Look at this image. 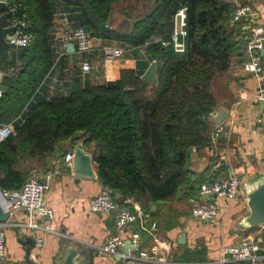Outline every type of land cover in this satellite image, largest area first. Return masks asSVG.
<instances>
[{"label": "trees", "instance_id": "1", "mask_svg": "<svg viewBox=\"0 0 264 264\" xmlns=\"http://www.w3.org/2000/svg\"><path fill=\"white\" fill-rule=\"evenodd\" d=\"M7 1L25 9L33 41L5 62L0 125L12 124L15 132L0 142V189L22 188L30 178L26 160H42L59 144L83 139L99 181L120 205L128 198L160 204L177 196L193 175V150L211 144L214 79L248 60V40L239 24L230 25L235 0H154L144 18H127L118 30L106 25L121 0ZM182 5L188 6L185 52L161 43L146 47L158 64L157 85L143 72L123 70L114 82L77 81L68 94L50 92L54 68L70 64L57 60L53 30L60 9L72 27L141 47L155 36L170 38L172 16Z\"/></svg>", "mask_w": 264, "mask_h": 264}, {"label": "crops", "instance_id": "2", "mask_svg": "<svg viewBox=\"0 0 264 264\" xmlns=\"http://www.w3.org/2000/svg\"><path fill=\"white\" fill-rule=\"evenodd\" d=\"M242 5H248L252 9L238 23L242 29L241 36L248 40L254 27L264 28V0H235L236 7ZM127 12L128 10H124V13ZM126 19V15H122L119 8L115 7L106 28L118 30ZM71 28L73 27L66 12L60 9L53 30L55 49L57 59H68L70 64L54 68L47 81L50 92L68 94L77 81L80 86L114 82L120 79L123 70L143 72L144 75L153 62L145 46L132 47L124 42L91 35L92 49L87 59L92 70L88 78H84L78 56L74 55L72 63L67 48L61 43L63 35ZM106 47L121 48L124 51L122 58L109 60L104 55ZM260 56L264 66V50ZM242 66L234 62L213 81L212 91L217 107L212 114H216L225 102H230L232 106L224 121L226 129L220 138L204 149L193 150L189 163L193 175L188 185L177 196L160 204L147 199H126L128 203L125 206L141 209L150 214L152 222L157 223V241L146 233L141 235L142 249L151 252L153 247H157L156 254L152 253L153 261L143 264H219L222 250L227 246L239 245L247 235L255 236L262 241L264 247V226L247 231L234 229L236 219L246 212L240 189L234 199L216 196L210 198L220 212L213 221L203 222L191 214V200L199 198V185L231 177H237L241 182L256 170L264 172V133L258 124L259 116L264 113V101L258 98L260 91L264 89V79L249 74ZM65 146V142L59 144L56 151L45 158V169L37 175L40 180L51 185L43 203L54 213L51 227L56 233L29 227L32 221L43 223L40 218L32 220L24 212L13 214L12 220L17 225L6 230L7 264H25L26 239L29 237L38 242L32 251V258L37 264H55L54 257L66 241L81 248L93 249L96 254L95 264L120 262V256H109L100 250L118 232L114 218L93 213L90 209L91 199L105 188L97 173L94 179L81 178L77 181L72 168L63 162L65 154L71 150L69 146ZM89 151L92 153V149L89 148ZM122 236L126 241L131 237L129 232H123Z\"/></svg>", "mask_w": 264, "mask_h": 264}, {"label": "built area", "instance_id": "3", "mask_svg": "<svg viewBox=\"0 0 264 264\" xmlns=\"http://www.w3.org/2000/svg\"><path fill=\"white\" fill-rule=\"evenodd\" d=\"M8 2V1H7ZM252 9L248 5L238 6L232 14L230 25H237ZM11 26L14 32L7 37L11 45V51L23 49L31 45L33 35L30 33L31 21L23 6L19 3L9 4L8 10ZM188 6L179 7L171 19V35L169 39L155 36L145 43V47L152 43H161L164 47H172L176 53H183L186 50L188 38ZM61 43L64 48L71 43L76 47V55L79 58L80 70L84 78L90 74L92 67L87 59V55L92 49L91 34L83 27H73L63 35ZM264 50V28L254 27L251 37L248 39L247 55L248 60L243 64V69L249 74L264 79V66L261 63V51ZM68 54V53H67ZM124 51L121 48L106 47L104 55L109 60L122 58ZM58 60V59H57ZM6 70H0V97L3 95L2 83L6 77ZM258 98L264 101V89L260 91ZM212 114L211 116H213ZM258 124L264 133V113L258 118ZM226 127L224 123L215 125L211 142L215 143L224 133ZM12 124L0 125V142L5 141L14 134ZM64 164L72 168L74 162V152L69 151L63 158ZM240 180L237 177L217 180L210 183H203L199 188V198L191 200V214L196 219L203 222H211L216 219L220 212L218 206L210 200L213 196L234 199L238 195ZM51 189L48 182L42 181L39 177L33 176L18 190L4 191L0 189V207L4 213H9L7 221L0 222V264H7L6 255V230L17 224L12 220L13 214L24 212L32 220L40 218L43 223L32 221L29 227L36 230H46L56 233L51 222L54 213L43 203L45 194ZM128 201L124 200V204ZM90 209L93 213L113 217L117 233L113 235L103 246L101 252L109 256H120L121 261L115 264H143L153 261V254L157 252V247L150 251L142 249V233L148 234L153 240L159 239L157 233V223L151 221L150 214L141 209H131L125 205H120L108 189H104L94 196L90 201ZM123 232H129L131 237V249L128 254H121L120 249L124 248L127 241L122 236ZM38 243V242H37ZM153 253V254H152ZM230 256V257H227ZM250 262V264H261L264 261V247L253 235H247L239 245L225 247L221 252L219 264Z\"/></svg>", "mask_w": 264, "mask_h": 264}, {"label": "water", "instance_id": "4", "mask_svg": "<svg viewBox=\"0 0 264 264\" xmlns=\"http://www.w3.org/2000/svg\"><path fill=\"white\" fill-rule=\"evenodd\" d=\"M8 2L0 0V70L5 69V62L10 58L11 45L7 41V37L14 32L9 20ZM67 53L70 55L71 62H74L76 47L73 43L67 46ZM142 78L154 85L159 83L158 64L153 61ZM230 102H225L216 114L210 117V122L218 125L224 123L229 116ZM74 162L72 173L77 177V181L81 178L94 179L96 171L94 168V157L89 151L85 141L80 140L73 149ZM239 189L242 191V198L246 206V212L240 215L234 222V229L238 231H247L256 227L264 226V172L256 170L248 174L240 182ZM10 218L9 213H4L0 207V222L7 221ZM184 238V237H183ZM37 245V240L33 237L26 239L25 264H37L32 258V251ZM131 249V241L128 240L124 248L120 252L129 253ZM95 251L90 248H81L72 245L66 241L61 249L54 257L55 264H95ZM230 257V256H227ZM118 261H121L118 258Z\"/></svg>", "mask_w": 264, "mask_h": 264}, {"label": "rangeland", "instance_id": "5", "mask_svg": "<svg viewBox=\"0 0 264 264\" xmlns=\"http://www.w3.org/2000/svg\"><path fill=\"white\" fill-rule=\"evenodd\" d=\"M153 4L154 0H121L115 7L119 8L120 13H122V15H126V18L130 19L132 22L144 18L150 12ZM124 10H128V12L124 13ZM86 77L88 78V75H86ZM77 143L78 141H65V147L69 146V149H71L70 151H72ZM44 161L45 158L42 160L25 161V166L30 170V178L33 176L38 177V172H41L43 169H45V165L43 164L46 163H44Z\"/></svg>", "mask_w": 264, "mask_h": 264}]
</instances>
